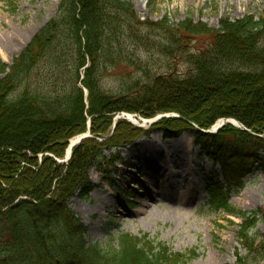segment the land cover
Here are the masks:
<instances>
[{
	"label": "trees",
	"instance_id": "16d2710c",
	"mask_svg": "<svg viewBox=\"0 0 264 264\" xmlns=\"http://www.w3.org/2000/svg\"><path fill=\"white\" fill-rule=\"evenodd\" d=\"M160 33L164 44L155 41ZM179 35H206L209 42L190 55L176 50ZM140 49L177 54L187 69L153 72L137 59ZM122 65L132 68V79L105 91L103 73ZM119 114L143 120L178 115L148 129L165 138L189 132L219 166L226 186L207 183L209 207L243 219L239 243L254 255L250 231L257 221L237 212L229 194L243 188L254 166L264 177V138L258 137L264 134V11L257 19H223L211 29L191 18L175 25L167 17L140 22L123 0H60L54 18L11 65L0 62V264H186L196 256L126 233L117 236L116 247L89 244L67 207L92 191L91 168L109 182L104 150L150 133L115 122ZM224 119L252 134L230 125L205 133ZM88 121L90 137L66 164L58 163Z\"/></svg>",
	"mask_w": 264,
	"mask_h": 264
},
{
	"label": "rangeland",
	"instance_id": "374dc122",
	"mask_svg": "<svg viewBox=\"0 0 264 264\" xmlns=\"http://www.w3.org/2000/svg\"><path fill=\"white\" fill-rule=\"evenodd\" d=\"M123 1L132 4L140 22L157 23L167 17L175 25L191 18L193 24H206L211 29H218L223 19L236 21L248 15L257 19L264 11V0ZM59 2L0 0V62L11 65L40 29L54 18ZM157 35L160 37L155 38L156 43L164 44L165 38L161 33ZM178 38L180 47L176 50L190 55L209 42L206 35ZM139 52L137 59L153 72L171 70L181 75L187 69L177 54L163 56L145 49ZM131 72L127 65L106 70L101 77L102 88L116 92L121 82L132 79ZM116 117L115 122L123 120L121 114ZM142 129L147 130L148 125L144 124ZM140 146H144V153L152 149L158 152L153 156L155 163L142 160ZM173 151L181 154L182 162L167 166L166 155ZM103 153L108 162L109 182L91 168L90 194L84 199L76 195L67 203L83 225L86 242L107 248L112 241L116 247L117 236L126 233L148 236L172 253L194 251L196 256L186 264H264V177L255 166L252 175L244 179L243 188L229 194V204L237 212L257 221L250 231L256 239V253L249 255L238 239L243 219L215 213L209 207L207 183L217 182L224 187L226 183L219 166L194 145L189 132L165 138L160 131H151L148 136L139 135ZM102 202L115 205L104 210ZM260 254L263 258L255 262Z\"/></svg>",
	"mask_w": 264,
	"mask_h": 264
},
{
	"label": "water",
	"instance_id": "95a60500",
	"mask_svg": "<svg viewBox=\"0 0 264 264\" xmlns=\"http://www.w3.org/2000/svg\"><path fill=\"white\" fill-rule=\"evenodd\" d=\"M123 119H126L129 123L133 124V122H131L129 119H128V115L126 114H122L121 115ZM120 118V117H117V119ZM161 118H175V119H178V115H175V114H171V115H159L157 117H155L154 119L152 120H142V119H138L137 122H141L143 125L144 124H152L153 122L161 119ZM231 125L232 127L238 129V130H241L243 132H246L248 134H252L250 130L246 129L242 124H240L238 121L236 120H233V119H224V120H221L219 121L212 129L211 131H208V132H205V133H215L217 131H219L220 129H222L225 125ZM135 125V124H133ZM89 129H90V123H88L87 125V131L85 134H82L80 136H77L76 138L73 139V141L69 142V146H68V149L66 150L65 152V159L64 161L62 162H67L71 155H72V150L74 147L78 146L84 139L86 138H89L90 137V134H89ZM260 138H264V135L263 136H258ZM60 162V163H62Z\"/></svg>",
	"mask_w": 264,
	"mask_h": 264
},
{
	"label": "bare ground",
	"instance_id": "6f19581e",
	"mask_svg": "<svg viewBox=\"0 0 264 264\" xmlns=\"http://www.w3.org/2000/svg\"><path fill=\"white\" fill-rule=\"evenodd\" d=\"M128 115V119L133 122V124L135 125H139V126H143V124H139L137 122V119L134 117V116H131L130 114H127ZM73 141V139L71 140V142ZM153 151L152 152H149V153H144L146 150L144 148V146H140V152H141V158L142 160L145 162V163H155L156 162V159L153 158V156H157L158 155V152H154L155 150L152 149ZM182 162V158H181V154L179 152H176V151H173L171 153H167L166 155V158H165V161H164V164H166L167 166H171L174 165L175 163H181ZM150 198V197H149ZM102 205H103V209L105 210L106 208L108 207H112L114 206L115 204H112V202H102ZM144 212V211H143ZM142 212V213H143Z\"/></svg>",
	"mask_w": 264,
	"mask_h": 264
}]
</instances>
